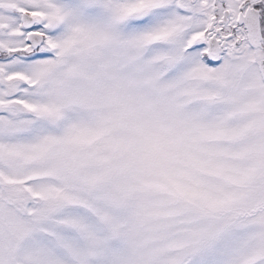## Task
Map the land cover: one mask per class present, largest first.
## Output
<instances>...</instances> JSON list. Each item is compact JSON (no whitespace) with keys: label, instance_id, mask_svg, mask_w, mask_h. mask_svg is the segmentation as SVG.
Listing matches in <instances>:
<instances>
[{"label":"snow or ice","instance_id":"obj_1","mask_svg":"<svg viewBox=\"0 0 264 264\" xmlns=\"http://www.w3.org/2000/svg\"><path fill=\"white\" fill-rule=\"evenodd\" d=\"M0 264H264V0H0Z\"/></svg>","mask_w":264,"mask_h":264}]
</instances>
